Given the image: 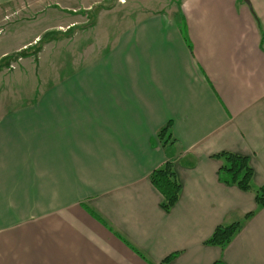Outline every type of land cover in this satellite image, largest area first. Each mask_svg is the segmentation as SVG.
<instances>
[{
	"label": "crops",
	"instance_id": "1",
	"mask_svg": "<svg viewBox=\"0 0 264 264\" xmlns=\"http://www.w3.org/2000/svg\"><path fill=\"white\" fill-rule=\"evenodd\" d=\"M101 1L0 0L25 38L0 61L70 32L55 81L0 101V264H264V0H169L97 52L86 14ZM221 153L249 158L252 190L220 181ZM168 161L181 193L167 213L151 175Z\"/></svg>",
	"mask_w": 264,
	"mask_h": 264
},
{
	"label": "rangeland",
	"instance_id": "2",
	"mask_svg": "<svg viewBox=\"0 0 264 264\" xmlns=\"http://www.w3.org/2000/svg\"><path fill=\"white\" fill-rule=\"evenodd\" d=\"M169 0H102L103 4L100 8L95 10V12H82V15H88L90 25L87 28H92L91 26H96L95 32L87 33L89 43V49L91 51L101 52L104 50L117 35L122 23L125 20L137 19L139 16L150 12L152 10H159L160 6L167 3ZM107 11V12H106ZM142 12V14H141ZM8 14V13H7ZM11 22L15 21L17 17L21 20L25 18V13L18 12L15 16L11 13ZM18 18V19H19ZM17 20V19H16ZM7 20H2L0 22V52H10L17 47V44L25 40L23 35H20L18 29H12L11 26L8 27L5 22ZM84 20L79 22L84 25ZM61 23V22H60ZM6 25V26H4ZM80 25V26H81ZM119 26V27H116ZM79 28L75 26V31ZM12 30V31H11ZM54 34L49 36H55L56 41H58L55 46L45 45L46 41L53 40V37H46L44 40L39 41L38 44L32 45L24 51H17L15 53H10L6 59L0 61V101L8 99H32L34 97V88L38 82L43 89L48 83L55 81L57 75L55 74V68H61V60H51V57L59 56L61 53L62 44L59 41L63 38V34L67 35L70 33L67 29H53ZM58 30V31H57ZM6 31V34H3ZM36 28H33L32 34H35ZM72 31V32H75ZM71 32V33H72ZM107 38L103 39V38ZM101 38V39H100ZM102 39L104 40L102 43ZM45 42V43H44ZM40 53L41 59L36 62L34 59L24 60L26 56L32 53ZM57 62V63H56ZM38 75L40 79L38 78ZM38 79V80H37ZM40 89V90H42ZM26 101V100H25Z\"/></svg>",
	"mask_w": 264,
	"mask_h": 264
},
{
	"label": "trees",
	"instance_id": "3",
	"mask_svg": "<svg viewBox=\"0 0 264 264\" xmlns=\"http://www.w3.org/2000/svg\"><path fill=\"white\" fill-rule=\"evenodd\" d=\"M159 140L163 146H166L172 136L170 125L166 126L159 132ZM216 158L223 161L219 170L220 181L227 186H236L241 191L249 192L252 190V180L254 171L250 165L248 157L236 155L233 153H221ZM153 185L161 192L164 201L161 207L165 212H170L177 204L181 193V185L177 179L173 163L168 161L163 167L157 169L151 175ZM257 194V202L264 205V187ZM240 223H234L229 226L218 227L213 236L206 242L207 245L224 247L234 237L239 230ZM176 255L168 257L162 264H168ZM214 264H224L218 261Z\"/></svg>",
	"mask_w": 264,
	"mask_h": 264
}]
</instances>
